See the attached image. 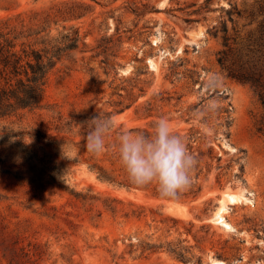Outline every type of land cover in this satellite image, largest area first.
<instances>
[{
	"label": "rangeland",
	"instance_id": "obj_1",
	"mask_svg": "<svg viewBox=\"0 0 264 264\" xmlns=\"http://www.w3.org/2000/svg\"><path fill=\"white\" fill-rule=\"evenodd\" d=\"M206 1L0 0L7 31L49 27L58 36L75 27L87 44L51 73L42 109L0 123L54 137L49 146L24 138L31 160L0 138V264H264V106L249 84L222 69L221 35L209 32L227 19L222 7L249 13L257 4L213 0L207 8ZM245 22L238 21L246 32ZM224 108L233 119L230 137L221 130ZM104 111L113 112L120 130L151 132L165 117L182 136L198 138L189 150L213 164L200 177L201 194L182 195L188 187L176 199H161L154 184L102 182L90 162L120 175L118 157L73 146L88 130L70 132L66 124ZM239 157L245 182L233 176ZM221 205L225 224L215 220ZM198 256L202 263L194 262Z\"/></svg>",
	"mask_w": 264,
	"mask_h": 264
},
{
	"label": "trees",
	"instance_id": "obj_2",
	"mask_svg": "<svg viewBox=\"0 0 264 264\" xmlns=\"http://www.w3.org/2000/svg\"><path fill=\"white\" fill-rule=\"evenodd\" d=\"M93 1L97 2L98 0ZM212 1H206L207 8H209ZM255 1L256 8L249 13L247 10H240L237 5L233 4L227 9L222 7V11L226 12L227 19L221 18L217 24L209 28V32L215 36L221 35L223 48L218 52V62L222 69L229 77L249 84L264 106V0ZM244 18L246 22L243 28H250L246 32L239 28L238 23L239 19ZM229 21L232 23V30L229 27ZM81 47L85 48L87 44L84 42L80 30L75 27L68 28L64 26V31H61L58 36H54L49 27L20 31L11 29L7 31L0 24V123L11 120L24 112H34L42 109L51 73L60 62ZM200 105L202 103L193 106L191 110H197ZM223 112H225V116L221 124L223 129L221 130L227 137H230V128L233 123L231 110L224 108ZM96 114L113 116V112L107 111L74 116L76 119L66 124L68 130L72 132L79 126L89 130L87 121ZM190 120L191 118L188 119V121ZM133 130L150 133V131L140 128ZM200 134L201 132H199ZM26 137L39 140L48 146L53 143L54 138L37 128L15 127L14 122H10L9 126L0 124V138L20 146L27 152V158L31 160L35 157V154L23 143V139ZM183 137L188 142V148L193 151V144L198 141V138L193 137V134ZM84 144H86V139L82 142L72 141V145L81 150L86 149ZM212 154L213 147H210L209 155H207L209 159L215 158ZM201 155L197 157L198 165L195 171L199 170L202 163L205 166L192 178L189 191L182 195L190 194L197 197L202 192L203 187L199 182L200 177L204 169L210 172L213 164L210 161H203L202 158L206 155L203 153ZM221 161L222 158L218 157V162ZM237 162L240 164L239 171L233 176L235 179L245 182L246 169L242 163V157H239ZM89 168L97 174L102 182L128 189L138 188L129 181L126 172L115 175L99 164L98 161L90 162ZM223 168V165H218V169ZM121 176L124 178L121 179ZM175 222L177 223L179 220L175 219ZM176 254L183 261L192 260V257L185 256V253L178 252ZM202 261V256H198L194 260L196 263H202Z\"/></svg>",
	"mask_w": 264,
	"mask_h": 264
},
{
	"label": "clouds",
	"instance_id": "obj_3",
	"mask_svg": "<svg viewBox=\"0 0 264 264\" xmlns=\"http://www.w3.org/2000/svg\"><path fill=\"white\" fill-rule=\"evenodd\" d=\"M87 123L88 151L101 155L112 150L133 185L154 184L161 199H176L190 187L198 159L169 119L155 120L150 133L120 130L114 116L96 114ZM113 136L115 139L109 145ZM64 148L65 145L63 152Z\"/></svg>",
	"mask_w": 264,
	"mask_h": 264
},
{
	"label": "bare ground",
	"instance_id": "obj_4",
	"mask_svg": "<svg viewBox=\"0 0 264 264\" xmlns=\"http://www.w3.org/2000/svg\"><path fill=\"white\" fill-rule=\"evenodd\" d=\"M226 196L228 197V200L230 202H235L237 199L235 193H227ZM224 210H225L224 205H221V207L219 208L218 212L215 215V220L219 223L225 224L224 218H223ZM219 263H222V262H214V264H219Z\"/></svg>",
	"mask_w": 264,
	"mask_h": 264
},
{
	"label": "water",
	"instance_id": "obj_5",
	"mask_svg": "<svg viewBox=\"0 0 264 264\" xmlns=\"http://www.w3.org/2000/svg\"><path fill=\"white\" fill-rule=\"evenodd\" d=\"M210 264H213V263H210Z\"/></svg>",
	"mask_w": 264,
	"mask_h": 264
}]
</instances>
